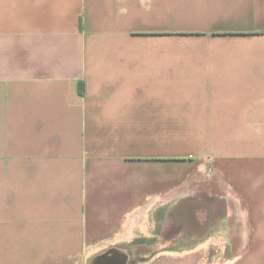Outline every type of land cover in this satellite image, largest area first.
Returning a JSON list of instances; mask_svg holds the SVG:
<instances>
[{
	"label": "crops",
	"instance_id": "0c3cea01",
	"mask_svg": "<svg viewBox=\"0 0 264 264\" xmlns=\"http://www.w3.org/2000/svg\"><path fill=\"white\" fill-rule=\"evenodd\" d=\"M0 264H264V0H0Z\"/></svg>",
	"mask_w": 264,
	"mask_h": 264
},
{
	"label": "trees",
	"instance_id": "16d2710c",
	"mask_svg": "<svg viewBox=\"0 0 264 264\" xmlns=\"http://www.w3.org/2000/svg\"><path fill=\"white\" fill-rule=\"evenodd\" d=\"M83 92H84L83 85L80 84V85H79V93H80L81 95H83Z\"/></svg>",
	"mask_w": 264,
	"mask_h": 264
},
{
	"label": "rangeland",
	"instance_id": "374dc122",
	"mask_svg": "<svg viewBox=\"0 0 264 264\" xmlns=\"http://www.w3.org/2000/svg\"><path fill=\"white\" fill-rule=\"evenodd\" d=\"M150 253H151V251L149 250V251H148V254H150ZM140 260H141V259H140ZM138 261H139V259L136 258V259H135V262H138Z\"/></svg>",
	"mask_w": 264,
	"mask_h": 264
},
{
	"label": "bare ground",
	"instance_id": "6f19581e",
	"mask_svg": "<svg viewBox=\"0 0 264 264\" xmlns=\"http://www.w3.org/2000/svg\"><path fill=\"white\" fill-rule=\"evenodd\" d=\"M111 257V256H110ZM112 258V257H111Z\"/></svg>",
	"mask_w": 264,
	"mask_h": 264
}]
</instances>
